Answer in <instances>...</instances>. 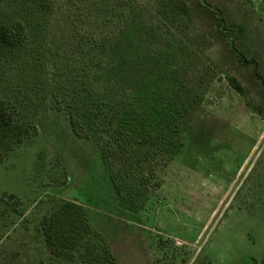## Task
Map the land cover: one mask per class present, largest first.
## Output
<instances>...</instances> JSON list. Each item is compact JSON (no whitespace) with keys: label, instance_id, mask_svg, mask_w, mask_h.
Instances as JSON below:
<instances>
[{"label":"rangeland","instance_id":"1","mask_svg":"<svg viewBox=\"0 0 264 264\" xmlns=\"http://www.w3.org/2000/svg\"><path fill=\"white\" fill-rule=\"evenodd\" d=\"M0 24V264H264V0H0ZM64 201L92 232L70 258L41 226Z\"/></svg>","mask_w":264,"mask_h":264},{"label":"trees","instance_id":"2","mask_svg":"<svg viewBox=\"0 0 264 264\" xmlns=\"http://www.w3.org/2000/svg\"><path fill=\"white\" fill-rule=\"evenodd\" d=\"M201 4L206 6L204 1ZM219 20V29L223 33L238 31L240 28L236 26L225 27L220 17ZM22 39L21 30H13L5 24H0V43L2 45L13 47ZM230 46L242 63L253 65V74L261 79L258 76L255 62L247 61L239 51L235 50L234 41L230 42ZM226 80L236 93L243 95V88L236 78L227 76ZM261 83L263 84L262 80ZM15 130L14 116L5 100L0 99V159L4 154L11 151L13 145L21 143L20 135L14 133ZM41 226L44 241L51 253L55 256L69 258L71 252L78 248L85 236H90L92 233L84 207L72 201H64L51 214L44 217Z\"/></svg>","mask_w":264,"mask_h":264}]
</instances>
